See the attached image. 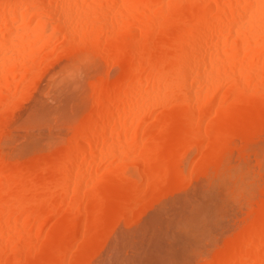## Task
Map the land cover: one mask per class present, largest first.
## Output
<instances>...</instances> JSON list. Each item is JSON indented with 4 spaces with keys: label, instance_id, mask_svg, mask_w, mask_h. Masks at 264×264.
<instances>
[{
    "label": "bare ground",
    "instance_id": "bare-ground-1",
    "mask_svg": "<svg viewBox=\"0 0 264 264\" xmlns=\"http://www.w3.org/2000/svg\"><path fill=\"white\" fill-rule=\"evenodd\" d=\"M56 65L49 85L70 90L96 71L57 137L4 153L0 134V264H91L112 231L224 165L222 198L154 219L186 234L149 236L154 261L264 264V0H0V127Z\"/></svg>",
    "mask_w": 264,
    "mask_h": 264
},
{
    "label": "rangeland",
    "instance_id": "rangeland-1",
    "mask_svg": "<svg viewBox=\"0 0 264 264\" xmlns=\"http://www.w3.org/2000/svg\"><path fill=\"white\" fill-rule=\"evenodd\" d=\"M60 68V66H55V67H53V68H51L50 69V71L44 76V77H42L36 84H35V86L32 88V90H31V93L26 97V100L25 101H23V103H22V106L20 107V108H18L16 111H14V112H12V113H10V121L7 123V124H5L4 126H2V127H0V134H4L6 137L4 138V139H2V141H1V148H2V150H4L3 152L4 153H6V152H9V150L11 149V151L15 148V145H16V147L17 146H19L20 145V142H21V144H22V142H24L23 140H25L26 138H27V135H29L30 133H33V134H31L32 136H34V137H43V138H46L47 136L49 137V136H58V135H56V134H59V133H61L63 130V128H64V126L66 125V123L69 121V120H71L72 118H74L75 117V114H76V116H77V114H78V109L79 108H77L76 106H78L79 104V106H81V103H79V104H74L78 99L79 100H81L83 97H84V93H85V91H87V81H88V79H86V76L87 75H89V73H91V74H93L92 72H95L96 70H94V67H90V69L88 68L87 69V71L89 70V72L87 73V72H84L83 74L81 73L80 75H79V78H78V82L80 81V85H79V87H78V89H74V90H78L77 92H75L72 88H71V90L69 89V88H63L61 85H58V86H56V87H58V88H63V89H58V88H56V87H53L52 85H49V79H50V77L52 76V74H54L55 72H57L58 70H59V68ZM93 68V69H92ZM107 69H108V66L106 65L105 67H104V70H106L107 71ZM85 73H87L86 74V76H84V74ZM89 76H91V75H89ZM90 78V77H89ZM59 86H61V87H59ZM77 86H78V84H77ZM73 87V86H72ZM76 87V86H75ZM54 88V89H53ZM62 90V91H61ZM70 90V91H69ZM80 91V92H79ZM68 92H70V93H68ZM82 92V94H83V96H82V98L80 97L81 95L79 94V93H81ZM60 94V95H59ZM67 94V95H66ZM79 94V95H78ZM77 97V98H76ZM81 99H80V98ZM65 98V99H64ZM77 99V100H76ZM63 100V101H62ZM76 100V101H75ZM82 101V100H81ZM81 101H77L76 103H78V102H81ZM69 102V103H68ZM63 103V104H62ZM60 104V105H59ZM76 105V106H73V105ZM40 105V106H39ZM43 107H42V106ZM47 105H48V107H47ZM67 105V106H66ZM44 106H45V108H44ZM59 106V107H58ZM78 106V107H79ZM40 107L41 108H44V109H48V112L50 113V116H49V113H46V115L48 114V116L46 117V115H44V116H41V117H45L43 120H42V118H40L41 119V122H39V121H36V120H38V119H36V120H34V121H36L34 124H32V127H30V128H28L29 126H27L26 125V123H28L27 121H26V119H27V117L29 118V119H27V120H30V117L29 116H32V113L33 112H35L38 108L40 109ZM55 107V108H54ZM65 107V108H64ZM36 108V109H35ZM51 108V109H50ZM69 108H71V109H69ZM72 108H75V110L74 109H72ZM54 109H56V110H54ZM63 109L65 110V111H63ZM53 110V111H52ZM62 110V111H61ZM70 110H73V111H70ZM52 111V112H51ZM78 111V112H77ZM54 112H55V114H54ZM59 112V113H58ZM70 114H69V113ZM29 115V116H28ZM61 115V116H60ZM58 116V117H57ZM38 123H40V124H38ZM29 124H31V123H29ZM57 124V125H56ZM65 124V125H64ZM27 127H26V126ZM37 125H38V127H37ZM43 125H45V126H43ZM63 125V126H62ZM31 126V125H30ZM40 126V127H39ZM35 127V128H34ZM55 127H57V128H55ZM63 127V128H62ZM26 128H28V129H26ZM48 128H50L49 130H48ZM38 129H41V130H38ZM55 129V130H54ZM27 130V131H26ZM53 130V131H52ZM31 131V132H30ZM39 131V132H38ZM44 131V132H43ZM46 131V132H45ZM50 131V132H49ZM26 132H28V134L26 133ZM36 132V133H35ZM38 132V133H37ZM43 132V133H42ZM57 132V133H56ZM26 133V134H25ZM48 133H50L49 135H48ZM36 134V135H35ZM41 134H43V135H41ZM53 134V135H52ZM260 134L261 135H259V136H261L262 138H260V139H258V141H260V140H263V141H261V142H259V146L261 145V144H264V127H262V129H261V132H260ZM11 135H13V136H11ZM9 136H10V138H9ZM21 136V137H20ZM25 136H26V138H25ZM30 136V135H29ZM28 136V137H29ZM45 136V137H44ZM25 138V139H22V138ZM47 137V138H48ZM9 138V139H8ZM258 141H256V143H255V147L257 148V147H259L258 146ZM13 143V144H12ZM16 143V144H15ZM261 143V144H260ZM238 144H240V143H238ZM12 145V146H11ZM253 147H254V145L253 144H251ZM240 146H241V144H240ZM249 146V144H245V146H243V147H245L246 148V150L248 151V153H250V154H252L251 153V151H255V150H250V149H253V148H249V149H247V147ZM263 145H261V147H262ZM251 147V146H250ZM7 149V150H5V149ZM256 148H254V149H256ZM258 150V149H257ZM10 151V152H11ZM232 157H234V159H233V161L232 160H230ZM230 156L229 157V159L228 160H230L232 163H235V162H237L236 160V154L235 155H233V156ZM236 157V158H235ZM251 158H252V156H250ZM23 158V157H22ZM21 158V159H22ZM250 158V159H251ZM253 159L254 158H252L251 160L253 161ZM251 160H250V162H249V164L251 163ZM235 161V162H234ZM255 162V160L253 161V163ZM253 163H252V165L250 164V166H252L253 168H256L257 167V165H255V166H253ZM254 164H256V162L254 163ZM224 166H226V165H224ZM224 166H222V167H216L215 168V166H214V168H212V167H210L209 168V172H206V174L207 173H209L207 176H206V174H205V177H203V179L202 178H199L197 181H195V182H193L192 184H190L189 186H188V188L186 187V189H185V191H180V192H178L177 193V195L175 194V196L174 195H172V196H170L173 200H171V198H165V200L164 199H162V203H160L159 202V204H161V205H159V204H157L156 205V207H154V211L152 210H150V211H148L147 213H145L144 215H142L140 218H139V221H137V223L134 225V226H132L133 227V230L131 229V228H128V229H126L125 230V233L127 234H124L125 236L124 237H122L123 235H122V233H121V235H117V233L118 234H120L119 233V230L118 231H116V230H114V231H112L111 232V234L110 235H108L109 237H107L106 239H105V242L103 241L102 243H101V248L96 252V254L95 255H93L92 257V260H91V264H118V263H122V264H149L150 262L149 261H151V263L150 264H154V262H155V264L159 261H161V260H157V261H154V260H156V258L157 259H159L160 257H161V255L162 256H164L163 254L164 253H162V252H158V251H160L159 249H157V248H155V245H153V242L154 241H156V237H161L160 235H157L156 237H154L156 234H161V232H159L158 230H157V228H155L154 227V222H155V220L154 219H156V218H160V219H162L163 217H164V222L165 221H168L170 218H172V217H174V216H172V214L174 215L175 213H173L174 211H176V212H180V210H181V207H186V205L191 201V200H194L195 202H196V205L198 204V202L197 201H199V203H201V201L204 203V200H207L212 194H213V192H211L212 190L215 192V195H216V197H217V195L218 194H220V196H222L223 194V190L221 189L222 187H217V185H220L218 182L216 183V182H214L216 179H217V176L219 177V175H221L223 172L222 171H224V169L223 168H225ZM212 168V169H211ZM214 170V171H213ZM219 173L218 175L216 174V173ZM221 172V173H220ZM210 175H212V176H210ZM205 178H207V179H205ZM216 178V179H215ZM203 180V181H202ZM216 181H219V179L218 180H216ZM220 181H222V179L220 180ZM219 181V182H220ZM200 182V183H199ZM224 180L222 181V183L221 184H224ZM195 183V184H194ZM197 183V184H196ZM199 183V184H198ZM202 183V184H201ZM214 184H216L215 186V190L214 189H212V186L211 185H214ZM196 185V186H195ZM198 185V186H197ZM205 185V186H204ZM211 187H210V186ZM194 188H193V187ZM203 186L205 187V188H203ZM195 187H197V188H195ZM207 187V188H206ZM209 187V188H208ZM203 188V189H202ZM214 188V187H213ZM216 188H219V190L221 189V191H219L218 189H216ZM196 189V190H195ZM201 189V191H199ZM195 191H197V192H200V194L199 193H197V192H195ZM204 191V192H203ZM216 191H217V193H216ZM219 191V192H218ZM206 192H208L209 194L210 193H212L210 196H209V194H205V196H202V194H204V193H206ZM192 194V195H191ZM179 195V196H178ZM183 195V196H182ZM190 195V196H189ZM195 195H197L198 197H204V198H200V199H196L195 197ZM200 195V196H199ZM215 195H213V197H215ZM186 196H188L187 198H185ZM192 196V197H191ZM193 196H195V197H193ZM207 196H209V197H207ZM219 196V195H218ZM219 196V197H220ZM177 197V198H176ZM212 197V196H211ZM176 198V199H175ZM181 199V200H179V199ZM205 198H207V199H205ZM220 198H222V197H220ZM219 198V199H220ZM175 199V200H174ZM178 199V200H177ZM185 199H188V201H189V199H190V201L186 204V205H181L179 202H181V203H185L186 202V200H185V202H184V200ZM171 202H170V201ZM197 200V201H196ZM177 201V202H176ZM167 202V203H166ZM172 202H173V205H172ZM176 202V203H175ZM163 203H164V205H163ZM171 205H170V204ZM191 203H193V201H191ZM190 203V204H191ZM179 204L181 205V206H179ZM195 204V203H194ZM194 204H191V206H189V204H188V206L189 207H192V205H194ZM159 206H161L160 208H159ZM174 206V207H173ZM187 206V207H188ZM167 207V208H166ZM175 207H178L179 208V211H178V209L177 208H175ZM188 207V208H189ZM171 208V209H170ZM174 208V209H173ZM188 208H186V210L188 209ZM161 209V210H160ZM189 209H191V208H189ZM158 210H160L161 212H158ZM166 210V211H165ZM172 210H173V212H172ZM152 212H153V214H152ZM165 212V213H164ZM172 212V213H171ZM161 213H163V214H161ZM169 214V215H168ZM177 214V213H176ZM159 215H161V217H158ZM168 215V216H167ZM153 219L154 221H152L151 219ZM168 219V220H167ZM150 220V221H149ZM145 222H147L146 224H145ZM149 222V223H148ZM152 223V224H151ZM146 225V226H145ZM180 228L179 226H173V227H171V228H169L168 230H165L164 232H163V235L162 236H164L163 238H162V240H163V242L165 241V242H167V243H165L164 242V245L166 244V246H168V243L170 242L169 240H172L170 243H172L173 242V244L175 243V241H177L178 240V238H179V236L182 238V237H184L186 234L184 233L185 231L184 230H182V228L179 230V229H175V228ZM136 228V229H135ZM131 229V230H130ZM164 229H167V228H163V230ZM175 229V230H174ZM136 230V231H135ZM150 230V231H149ZM173 230V231H172ZM181 231V232H183V234L184 235H182L180 232H177V231ZM131 231V232H130ZM138 231V232H137ZM169 231V232H168ZM117 232V233H116ZM124 232V231H123ZM128 232V233H127ZM155 232H157V233H155ZM172 232V233H171ZM116 233V238L113 236L114 234ZM143 235H142V234ZM152 233V234H151ZM167 233H169L170 235L168 236V234ZM129 234V235H128ZM151 234V235H150ZM168 236L167 238L165 237V236ZM177 235V236H176ZM182 235V236H181ZM120 236V237H119ZM143 236V237H142ZM149 236H153L154 238H156V239H152V240H150L151 239V237L149 238ZM174 236H176L177 237V239H176V237H174ZM122 237V238H121ZM127 237V238H126ZM147 237V238H146ZM186 237V236H185ZM144 238H146L147 239V241L144 239ZM170 238V239H169ZM112 239H115L114 241L112 240ZM125 239H128V240H125ZM131 241H130V240ZM138 239V240H137ZM149 239V240H148ZM174 239V240H173ZM120 240V241H119ZM133 240V241H132ZM167 240V241H166ZM115 241H117V243L115 242ZM111 243H114V244H111ZM128 243V244H127ZM141 243V244H140ZM147 244V247L145 246L146 244ZM150 243H152L151 245H149ZM155 243V242H154ZM121 244V245H120ZM111 245H113V246H111ZM115 245V246H114ZM122 246V247H121ZM143 246V247H142ZM150 246H154V247H150ZM119 247V248H118ZM150 249H149V248ZM166 248V247H165ZM110 249V250H109ZM112 249H113V251H112ZM124 249V250H123ZM126 249V250H125ZM152 249H154V251H151ZM121 250V251H120ZM139 250V251H138ZM118 251H120L121 253H122V255L120 256V252H118ZM144 251V252H143ZM146 251H148V252H146ZM111 252V253H110ZM115 252V253H114ZM117 252V253H116ZM125 252V253H124ZM128 252V253H127ZM150 252H151V255H150ZM157 252V253H156ZM120 253V254H119ZM153 253L154 254H156L155 256L153 255ZM159 253V254H158ZM116 254H118L117 256H115ZM146 255V256H144V255ZM130 255V256H129ZM160 255V256H159ZM112 256H115V257H117V258H115V257H112ZM118 256L119 257H122L123 259H124V257L126 258L127 257V260L129 259V260H132V261H130V263H129V261H126V259H124V262H123V260L122 259H119L118 258ZM134 256L135 258H132V257ZM139 256V257H138ZM152 257V256H154V258L155 259H151V258H149V257ZM157 256V257H156ZM110 257V258H109ZM142 257V258H141ZM147 258V263L146 262H141L140 263V261H141V259L143 260V259H145V258ZM137 258H139V259H137ZM114 259V260H113ZM117 259H119V260H122V261H119V260H117ZM134 259V260H133ZM137 259V260H136ZM162 259V258H161ZM113 260V261H112ZM139 260V261H138ZM146 260V259H145ZM119 261V262H118ZM137 261V262H136ZM154 261V262H153ZM116 262V263H115ZM118 262V263H117ZM135 262V263H134Z\"/></svg>",
    "mask_w": 264,
    "mask_h": 264
}]
</instances>
